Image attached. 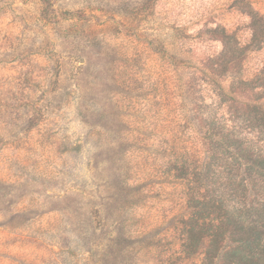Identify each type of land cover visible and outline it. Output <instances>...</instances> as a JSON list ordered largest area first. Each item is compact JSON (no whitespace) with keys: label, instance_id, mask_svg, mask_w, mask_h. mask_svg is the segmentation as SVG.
Wrapping results in <instances>:
<instances>
[{"label":"rangeland","instance_id":"obj_1","mask_svg":"<svg viewBox=\"0 0 264 264\" xmlns=\"http://www.w3.org/2000/svg\"><path fill=\"white\" fill-rule=\"evenodd\" d=\"M260 71L264 0H0V264H211L167 174L208 161L196 117L264 109L230 87Z\"/></svg>","mask_w":264,"mask_h":264},{"label":"trees","instance_id":"obj_2","mask_svg":"<svg viewBox=\"0 0 264 264\" xmlns=\"http://www.w3.org/2000/svg\"><path fill=\"white\" fill-rule=\"evenodd\" d=\"M52 9L55 17L63 13ZM234 44L242 49L236 38ZM220 56L231 61L225 62L230 68L234 62L244 63L242 57H228L225 51ZM217 67L210 68L211 74L219 75L222 69ZM256 79L263 80L262 85L248 86L253 81L244 80L240 73L236 90L235 83L230 86L232 93L263 90L264 72ZM224 104L231 110L227 120L196 117L208 161L188 170V164L178 166L168 160L167 165L175 168L167 177L184 181L192 211L174 226L178 229L175 239L183 253L211 264H264V109L256 104L237 105L233 99Z\"/></svg>","mask_w":264,"mask_h":264}]
</instances>
